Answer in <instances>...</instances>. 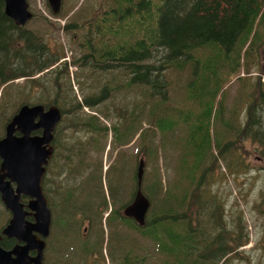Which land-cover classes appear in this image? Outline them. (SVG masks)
<instances>
[{
    "label": "trees",
    "instance_id": "obj_1",
    "mask_svg": "<svg viewBox=\"0 0 264 264\" xmlns=\"http://www.w3.org/2000/svg\"><path fill=\"white\" fill-rule=\"evenodd\" d=\"M76 3L52 16H65L66 61L54 33L15 25L0 0V135L21 104L61 114L42 182L52 217L43 264H253L238 250L248 233L241 209L225 205L224 183L250 169L243 141L264 160V85L239 74L264 40V0ZM82 155L95 163H77ZM139 159L142 226L122 214ZM65 229L79 251L53 260ZM104 229L114 240L106 256Z\"/></svg>",
    "mask_w": 264,
    "mask_h": 264
},
{
    "label": "water",
    "instance_id": "obj_2",
    "mask_svg": "<svg viewBox=\"0 0 264 264\" xmlns=\"http://www.w3.org/2000/svg\"><path fill=\"white\" fill-rule=\"evenodd\" d=\"M46 4L51 14L55 15L61 9V0H46ZM3 10L18 26L27 23L32 15L26 0H3ZM9 120L0 139V201L10 211L11 219L1 233L24 244L15 245L8 251L0 248V264H42L43 238L50 230L51 217L41 183L45 165L53 152L52 132L61 120V114L54 105L21 104ZM35 130L40 132L32 134ZM143 166L139 159L136 191L122 210L125 218L132 219L138 226L143 225L149 205V200L140 191ZM20 194L26 197L25 205L19 203ZM25 216L32 219L27 221ZM30 251H34V255H29Z\"/></svg>",
    "mask_w": 264,
    "mask_h": 264
},
{
    "label": "rangeland",
    "instance_id": "obj_3",
    "mask_svg": "<svg viewBox=\"0 0 264 264\" xmlns=\"http://www.w3.org/2000/svg\"><path fill=\"white\" fill-rule=\"evenodd\" d=\"M97 1L98 0H90V4H92V6H96ZM27 4L32 16H37L40 14L41 16L46 17V21H49L52 24H48L46 23V21L40 20L36 17V19L33 20L32 18L29 19L28 22L23 26L28 29L33 28L34 30L43 31L44 33L45 31H48V33H54L50 37H54L57 43L59 42L63 45L62 47L65 57L64 59L66 61H70L73 53L71 52L72 50H69V46L72 44H69L68 39L66 38V36H64L65 33L62 32L59 27L64 24V17L68 16L71 11H74V9L78 8L79 4L76 3V0H61V9L57 14H65V16L58 18H56V14H51L50 8H48L46 4V0H27ZM52 16L56 17L52 18ZM48 33H45V37H47ZM50 44H53V40H50ZM72 48L74 49L73 46ZM258 48V51H256L254 55L247 58V69L250 71L249 74L241 70L239 71V74L241 76L249 78L250 81L258 80V82L264 85V40ZM68 69L70 78H74V75H72V73L76 71L77 68L75 67V65L71 64L68 66ZM20 79L22 78L17 79L18 82L21 81ZM74 82L76 81L73 79L71 84L75 89ZM223 87L225 88L224 90H226L225 104L227 106H230V103L234 101L233 98L235 90L238 88V86L236 82L232 80L231 83H226L223 85ZM83 109L85 111V108ZM242 147H244L245 149L243 159H245L250 169L244 175H241L239 179H236L235 182L230 177L229 179H225L224 188L226 194L224 195V200L225 205L228 208L232 207L236 209V207H238L239 209H241V213L243 214V221H245L244 229L248 233V242L245 246L238 248V250L244 253V255H246L247 257H250L251 262L254 264L255 261L260 257L262 258L261 262L264 261V249L262 248L264 244L261 245V242H259L260 239L264 237V160L258 158V155L255 151V145L251 144L249 141H243ZM106 149L107 147L105 148V151ZM105 151L104 155L106 154ZM104 155L102 157V163L104 165H107L108 162L112 161L113 154L109 159H105ZM89 158L90 155H82L77 158V163H82L86 166L91 160L92 163H95L94 159ZM221 171H224L222 165ZM67 232L68 231L66 229L61 230V234H64L59 238V242L57 245V248L61 251H59L57 248L52 251L53 260L58 255L68 253L66 252L68 249H71L73 252L79 251V243H77V240H70ZM57 235L58 234H56V236ZM119 238L122 240L121 237ZM111 241H114L112 239V235L109 234L108 236L106 229H104L102 255L106 256L105 253L107 252L105 251V249L106 246L109 248ZM103 259H101V257L98 258V256L95 257V260L100 261L101 264H107L105 263V260L103 262ZM232 262V264H237L235 261ZM238 264H242V261Z\"/></svg>",
    "mask_w": 264,
    "mask_h": 264
},
{
    "label": "flooded vegetation",
    "instance_id": "obj_4",
    "mask_svg": "<svg viewBox=\"0 0 264 264\" xmlns=\"http://www.w3.org/2000/svg\"><path fill=\"white\" fill-rule=\"evenodd\" d=\"M10 119V118H9ZM10 121V120H9ZM8 121V122H9ZM7 123V122H6ZM5 123V124H6ZM5 126V125H4ZM40 131L39 130H35L32 134H38ZM3 134H1L0 135V139L4 136V127H3V132H2ZM52 141V140H51ZM51 143V142H50ZM51 146H52V143H51ZM53 148V147H52ZM53 153V152H52ZM52 155V154H51ZM50 158H51V156H50ZM50 158L48 159V161H47V164H48V162H49V160H50ZM47 164L45 165V168L47 169ZM46 169H44V174H43V177H42V180L44 181V177H45V174H46ZM42 181V182H43ZM11 186H12V188H14V184L13 183H11ZM41 188H42V183H41ZM42 192H43V190H42ZM45 192H44V196H45ZM19 197H20V201H19V203H21V204H23V205H25V203H26V197L24 196V194H20L19 195ZM46 198V197H45ZM46 202H47V200H46ZM0 205L2 206V209L4 210V213H3V217H4V220L2 219V218H0L1 220H0V248L1 249H3L4 251L6 250V251H8V250H10L13 246H17V245H22V244H24V242H21V241H16L15 240V238L14 237H7V236H3V234L1 233L2 231L1 230H3L4 229V227L6 226V224L8 223V221H9V219H11L10 217H11V213H10V211L8 210V209H6L5 208V206H3L2 205V202L0 201ZM22 208H24L25 209V206L24 207H22ZM49 210V209H48ZM50 212V211H49ZM106 215H107V212L105 213ZM124 215V214H123ZM50 217H51V213H50ZM24 218H26L27 219V221L28 220H31L32 219V217H30V216H25ZM52 218V217H51ZM51 218H50V225H49V231H48V234H47V236L45 237V238H43V240L45 241V243H44V248H43V251H42V254H43V258H42V264H43V259H44V249H45V246H46V243H47V239H48V237H49V235H50V232L52 231V229H51ZM87 229V227H84L83 229H81L82 230V232H81V235L83 236L84 235V233H85V230ZM29 255H34V251H30L29 253H28Z\"/></svg>",
    "mask_w": 264,
    "mask_h": 264
}]
</instances>
